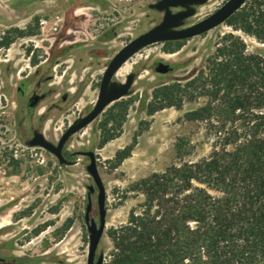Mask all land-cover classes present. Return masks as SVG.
Wrapping results in <instances>:
<instances>
[{
  "label": "rangeland",
  "instance_id": "1",
  "mask_svg": "<svg viewBox=\"0 0 264 264\" xmlns=\"http://www.w3.org/2000/svg\"><path fill=\"white\" fill-rule=\"evenodd\" d=\"M157 1L0 0V36L12 38L8 48L0 49V256L6 259L0 264L88 263L85 213L95 182L83 152H95L106 186V228L98 248L105 263L114 251L109 230L125 225L131 211L145 202L136 185L181 160L209 157L233 129L224 96L204 120L187 119L188 112L211 101L199 94L201 88L194 95L191 87L182 92L181 108L148 112L160 86H184L201 69L207 71L224 35L240 37L250 52L264 55V42L226 21L190 39L147 46L131 57L116 76L125 81L135 74L130 94L69 139L64 155L71 164L28 144L35 129L57 143L70 124L92 110L112 58L161 22L163 13L149 7ZM227 1L209 0L187 24ZM160 62L173 70L158 72ZM33 91L44 97L29 107ZM105 137L109 141L103 144ZM133 144L131 156L113 168L116 153ZM97 197L95 186L91 216L98 221Z\"/></svg>",
  "mask_w": 264,
  "mask_h": 264
},
{
  "label": "trees",
  "instance_id": "2",
  "mask_svg": "<svg viewBox=\"0 0 264 264\" xmlns=\"http://www.w3.org/2000/svg\"><path fill=\"white\" fill-rule=\"evenodd\" d=\"M227 23L264 42V0H248ZM223 39L207 71L184 86H160L148 112L181 108V93L201 88L211 101L187 119L204 120L224 96L233 129L209 157L181 160L136 185L145 202L125 225L109 230L114 251L104 264H264V55L233 34ZM11 40L0 36V49ZM134 146L116 153L113 168Z\"/></svg>",
  "mask_w": 264,
  "mask_h": 264
},
{
  "label": "water",
  "instance_id": "3",
  "mask_svg": "<svg viewBox=\"0 0 264 264\" xmlns=\"http://www.w3.org/2000/svg\"><path fill=\"white\" fill-rule=\"evenodd\" d=\"M208 1L209 0H159L156 3L150 4L149 7L151 9L163 13L161 22L132 39L112 58L103 74L98 99L92 110L87 114L79 116L70 124L57 143L48 140L43 132L35 131L28 144L32 147H40L51 152L58 158L61 164H71L72 162L64 155V148L69 139L91 124L111 103L130 94L131 88L135 82V74H128L124 82L115 79V77L118 70L131 57L143 48L155 43L186 40L204 34L226 22L239 11L248 0H228L206 18L188 25L187 21L197 14V8L205 5ZM161 67H163V69ZM156 70L161 73H167L173 70V66L169 63L160 62ZM32 99L33 102L31 105H34L38 101L39 96H34ZM83 154L88 156L91 160L87 169L93 177L95 186L98 190L97 203L99 208V220L97 221L91 216L93 209L91 193L95 191V186H90L85 213V221L90 239L87 264H104V254H98V248L106 228V186L96 163L95 152L86 151L83 152ZM3 260L4 258L0 256V263H2Z\"/></svg>",
  "mask_w": 264,
  "mask_h": 264
},
{
  "label": "flooded vegetation",
  "instance_id": "4",
  "mask_svg": "<svg viewBox=\"0 0 264 264\" xmlns=\"http://www.w3.org/2000/svg\"><path fill=\"white\" fill-rule=\"evenodd\" d=\"M159 65H160V63H159ZM159 65H158V67H159ZM162 69H163V67H161ZM22 94H25V92L24 91H22ZM34 96H39V99H38V101L34 104V105H31V103L33 102V97ZM43 97L44 96H42V95H39L37 92H35V91H33L31 94H28V106L29 107H36L38 104H39V102L43 99ZM35 131H39V130H37V129H35L34 131H33V135H34V132ZM33 137V136H32ZM32 139V138H31ZM30 139V140H31ZM29 140V141H30ZM3 262H6V259L4 258V260H3ZM2 262V263H3Z\"/></svg>",
  "mask_w": 264,
  "mask_h": 264
},
{
  "label": "bare ground",
  "instance_id": "5",
  "mask_svg": "<svg viewBox=\"0 0 264 264\" xmlns=\"http://www.w3.org/2000/svg\"><path fill=\"white\" fill-rule=\"evenodd\" d=\"M124 65H125V64H124ZM124 65H123V66H124ZM123 66H122V67H123ZM122 67L118 70V72L116 73V76L120 74V70L122 69ZM122 72H123V71H122ZM115 78H116V77H115ZM116 79H117V78H116ZM117 80H119V79H117ZM119 81L124 82V81H122V80H119Z\"/></svg>",
  "mask_w": 264,
  "mask_h": 264
},
{
  "label": "built area",
  "instance_id": "6",
  "mask_svg": "<svg viewBox=\"0 0 264 264\" xmlns=\"http://www.w3.org/2000/svg\"><path fill=\"white\" fill-rule=\"evenodd\" d=\"M104 27V25H102Z\"/></svg>",
  "mask_w": 264,
  "mask_h": 264
}]
</instances>
